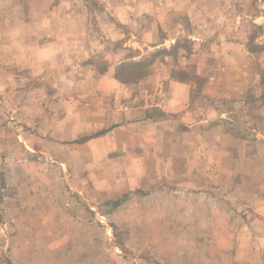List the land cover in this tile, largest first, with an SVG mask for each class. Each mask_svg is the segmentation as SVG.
Masks as SVG:
<instances>
[{
  "label": "rangeland",
  "instance_id": "374dc122",
  "mask_svg": "<svg viewBox=\"0 0 264 264\" xmlns=\"http://www.w3.org/2000/svg\"><path fill=\"white\" fill-rule=\"evenodd\" d=\"M69 1L0 0V264H232L248 256L262 264L264 0H88L101 48L90 55L79 44L85 71L40 61L33 69L41 74L24 83L32 69L24 38L67 34L70 9L55 22L54 6ZM107 17L113 23L98 25ZM242 46L257 69L238 98L231 57ZM140 61L145 68L131 65ZM93 77L126 86L104 102L90 96ZM209 82L214 94L200 97ZM148 120L168 138L104 150L106 126ZM189 190L211 200L178 225L203 233L177 230L172 207L151 215L141 210L148 199L135 200ZM124 197L129 206L114 208ZM18 220L29 228H16Z\"/></svg>",
  "mask_w": 264,
  "mask_h": 264
},
{
  "label": "crops",
  "instance_id": "0c3cea01",
  "mask_svg": "<svg viewBox=\"0 0 264 264\" xmlns=\"http://www.w3.org/2000/svg\"><path fill=\"white\" fill-rule=\"evenodd\" d=\"M109 4H113V2L109 3V0H101V3L106 4V2ZM111 1V0H110ZM91 3V1H90ZM82 10L80 11V6L77 0L69 1V2H63L61 5L54 6V9L56 10L54 13V21L56 22L57 17L61 19V10L64 8V10L70 9L69 12V18L70 22H68V26H70V31L65 34L58 37V34L49 35L44 39L37 41H33L32 39L24 38V50H25V57L26 62L29 61L31 63L29 68H32L28 72L24 73V79L23 82H29L32 80L33 77H37L41 74L42 71L33 69V67L38 64L40 61L50 63L52 62L53 65L60 64L61 66H65L67 64L71 65L70 73L74 74L73 72H79L80 70L85 71L87 68V65L85 62H81L78 57V51L77 47H79L80 43H85L84 47H87L88 51L90 50V55L95 52L96 49L101 48V43L97 44L95 41L100 40L101 33L98 30H93L91 28L90 23V9L91 4L89 6L88 0L82 1ZM86 15V17H85ZM51 21V20H50ZM49 21V22H50ZM65 22H67L66 18L64 19ZM98 25L106 27L108 24H111L113 22L109 21V17L106 18V20H100L97 22ZM55 27L57 24H54ZM78 27H84L87 30V33L84 36H81L76 33L79 32ZM42 38V37H39ZM31 40V41H30ZM49 44L45 46L47 42ZM101 41V40H100ZM63 43V44H60ZM80 46H83L81 44ZM46 48L45 51H41V49ZM62 54L61 57L59 54ZM27 54V55H26ZM42 55V56H41ZM88 55V54H87ZM261 57H264V51L259 54ZM24 57V59H25ZM232 71L234 75L236 76V80L233 81V89L230 93L231 96H236L238 98H241V96L245 93L246 90H248V85L250 82H254L255 75H256V56L254 54H251L246 47H239L238 50L233 53L232 57ZM25 62V63H26ZM74 63V64H73ZM91 65V62L90 64ZM260 68L264 70V64L260 65ZM44 73V71H43ZM248 74V77L243 76V74ZM90 74H92V68L90 67ZM250 75V76H249ZM250 77V78H249ZM240 81V83H239ZM184 85V84H183ZM124 83H121L117 81L115 78H109V77H101L99 79H95L94 77L90 79V96H96L98 99H102L104 102L107 101V96L111 94V91H113V94L116 90H120L121 88L125 87ZM213 87L212 83L209 82L208 86L203 89V91L200 94V97H209L212 96L214 93H209L211 88ZM263 110V109H262ZM108 114H110L109 111H107ZM189 114H196L195 110L188 111ZM260 114H264L260 113ZM264 116V115H263ZM202 116H199L198 122L201 123ZM103 128V127H102ZM106 129H103L105 131L104 134L100 135V139L104 143V150L105 151H111L112 149L115 151H118L117 148L123 147V146H139L142 149H147V147L156 146L157 143L162 142L164 138H168V136H164L167 134L166 131H158L156 130L154 123H152L150 120L138 123V124H130V125H119L114 127L106 126ZM193 130V128H190ZM216 134L222 139V137L226 138V140L231 144H233L234 138L231 135H228L224 133L222 128L220 130L215 131ZM193 133V132H192ZM172 134V133H171ZM90 135V142L95 143L98 142L97 136ZM210 135V134H209ZM99 138V136H98ZM162 139V140H161ZM203 139H206V136H204ZM109 142V144H108ZM156 144V145H154ZM216 145H218V142H215ZM229 144L225 146V149L229 150ZM223 150V146H220L218 150ZM137 150H134V152ZM142 151V150H140ZM143 152V151H142ZM156 152V151H155ZM157 153V152H156ZM198 153H201V150L198 149ZM194 193V194H191ZM196 193V194H195ZM198 192L190 191L189 192H183L180 194H176L175 192L167 191V193L162 192H156L155 194H151L149 196L140 197L135 199L137 202L141 204L146 199L149 200L150 206L143 210L142 212L150 213L151 215H155L156 212H160L163 210H167L168 208L172 207L175 212H172L173 214H179L180 220L177 222V224H174L176 229L179 231H185L186 226L178 225V223L182 222V218H186V220H190V218L193 216V213L197 212L199 203L203 201H207V199L211 200V197L209 198L205 194H198ZM155 201H165L166 205L165 207L160 205H155ZM148 202V201H145ZM130 201L126 202V204L123 206V208L129 206ZM113 216V215H112ZM162 224V223H161ZM24 224L18 220L16 228L20 226H23ZM14 227V226H13ZM12 228V227H11ZM10 228V229H11ZM23 228H29V226H23ZM34 228V227H32ZM41 228V227H39ZM24 230V229H23ZM29 230V229H28ZM198 232L204 231L203 226H193L189 227L187 230ZM28 234H31V230H29ZM166 246H163L162 249L165 250L169 248V243H165ZM175 247V246H174ZM164 255H167L166 253ZM179 255V253L177 254ZM177 257V256H176ZM168 264H174V259L171 257H166ZM257 263L262 262L264 264V258L262 257H256ZM254 257L248 256L247 259H240L237 257L232 264H250L251 260L253 261ZM176 264V263H175ZM183 264H188L187 262ZM189 264H213V263H207V262H200L195 263L191 262L189 260ZM223 264V263H222Z\"/></svg>",
  "mask_w": 264,
  "mask_h": 264
},
{
  "label": "trees",
  "instance_id": "16d2710c",
  "mask_svg": "<svg viewBox=\"0 0 264 264\" xmlns=\"http://www.w3.org/2000/svg\"><path fill=\"white\" fill-rule=\"evenodd\" d=\"M264 49V48H263ZM131 65H133V66H136L137 68H143V66L145 65V62H134V63H132ZM146 66H144V68H145ZM144 70V69H143ZM177 74L179 75V76H185V75H187L188 76V74L189 73H186V71H179V72H177ZM121 80H122V78H120ZM128 200V198L127 197H124L122 200H118V201H115L114 202V204H113V206H114V208H119L120 206H122L126 201Z\"/></svg>",
  "mask_w": 264,
  "mask_h": 264
}]
</instances>
